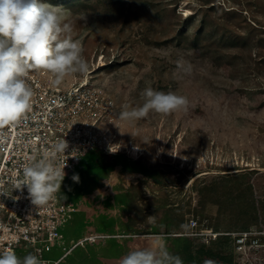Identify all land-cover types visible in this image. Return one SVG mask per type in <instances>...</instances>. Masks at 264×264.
Masks as SVG:
<instances>
[{
    "label": "rangeland",
    "instance_id": "374dc122",
    "mask_svg": "<svg viewBox=\"0 0 264 264\" xmlns=\"http://www.w3.org/2000/svg\"><path fill=\"white\" fill-rule=\"evenodd\" d=\"M42 2L67 10L88 73L98 70L88 87L104 98L97 124L103 151L136 148L133 155L158 170L155 180L137 185L139 249L160 239L183 264L231 263L230 235L264 226V0ZM177 61L191 71H178ZM88 73L52 84L66 89ZM146 87L176 92L188 106L119 120L124 105L143 103ZM236 173L246 176L222 179ZM249 182L257 187L252 195Z\"/></svg>",
    "mask_w": 264,
    "mask_h": 264
},
{
    "label": "clouds",
    "instance_id": "9594fccd",
    "mask_svg": "<svg viewBox=\"0 0 264 264\" xmlns=\"http://www.w3.org/2000/svg\"><path fill=\"white\" fill-rule=\"evenodd\" d=\"M66 11L42 0H0V129L27 119L34 96L26 79L30 70L50 73L54 85H59L67 75L88 73L90 66L83 45L73 38V25L67 21ZM177 70L188 73L191 65L177 61ZM141 96L142 104L123 106L119 120L135 123L146 119L150 113L169 115L185 110L189 103L176 92L158 91L152 87H146ZM144 142L149 143L147 139ZM68 148V141L61 138L52 145L50 153L45 152L39 159L33 158L23 167V178L16 182L15 189L23 192L26 188L28 199L37 209L57 198L67 175L64 169L68 158L80 156L71 154L78 152L76 149L68 152ZM158 151L163 153L165 149L161 147ZM64 156L66 161L58 159ZM71 179L78 183V174H73ZM0 195L7 194L0 192ZM0 264L44 262L34 253L20 257L14 251H5L0 253ZM120 264H183V261L168 250L163 240L157 239L142 249L129 251L121 257Z\"/></svg>",
    "mask_w": 264,
    "mask_h": 264
},
{
    "label": "built area",
    "instance_id": "2783aa9c",
    "mask_svg": "<svg viewBox=\"0 0 264 264\" xmlns=\"http://www.w3.org/2000/svg\"><path fill=\"white\" fill-rule=\"evenodd\" d=\"M26 79L34 91L27 119L0 129V192L7 194L0 195V253L14 251L23 256L34 253L49 264L43 260V254L61 245L60 228L75 207L58 194L37 209L28 199L27 189L16 190L15 184L23 178V167L33 158L50 153L52 145L61 138L69 143L68 152L76 149L78 152L71 154L80 155L68 160L66 156L58 157L67 160L64 169L67 175L80 166L89 152L103 151L105 138L97 124L106 108L102 95L89 85L59 89L35 70H30ZM230 236L234 264H264V226H251ZM100 238L103 236L84 241L95 242ZM82 243L83 240L77 242L73 248Z\"/></svg>",
    "mask_w": 264,
    "mask_h": 264
},
{
    "label": "crops",
    "instance_id": "0c3cea01",
    "mask_svg": "<svg viewBox=\"0 0 264 264\" xmlns=\"http://www.w3.org/2000/svg\"><path fill=\"white\" fill-rule=\"evenodd\" d=\"M73 174H78V183L71 179ZM157 174L145 158L128 152H89L61 184L59 196L75 210L60 228L61 245L43 254V260L49 264H120L121 257L139 249L134 240L140 229L134 220L137 185L143 179L155 180ZM93 236L103 238L84 241Z\"/></svg>",
    "mask_w": 264,
    "mask_h": 264
},
{
    "label": "bare ground",
    "instance_id": "6f19581e",
    "mask_svg": "<svg viewBox=\"0 0 264 264\" xmlns=\"http://www.w3.org/2000/svg\"><path fill=\"white\" fill-rule=\"evenodd\" d=\"M98 70L95 71H91L90 73H88V75L86 77H84L79 84H81L82 87L89 85V80L91 79L90 74L97 72ZM121 147H119L118 151H121ZM127 150L129 151V153L137 155L136 153H138L139 151L136 148L133 147H128ZM262 171H264L263 168H261ZM199 178V175L193 177L191 179V181H189L188 183L185 184V189H189L194 183L195 181Z\"/></svg>",
    "mask_w": 264,
    "mask_h": 264
},
{
    "label": "trees",
    "instance_id": "16d2710c",
    "mask_svg": "<svg viewBox=\"0 0 264 264\" xmlns=\"http://www.w3.org/2000/svg\"><path fill=\"white\" fill-rule=\"evenodd\" d=\"M245 176L246 175H238V173H236L234 176H232V177H223L222 179H227V180H229V179H231V178H233V179H235V180H237V179H239V178H245ZM253 188L255 189H257V187L254 185V183H251V182H249L248 184H247V192H249V193H251V195H252V192H253ZM255 200H253L252 199V202H254ZM178 241H180V239H175V242H176V244L178 243ZM228 261H230L231 263H228V264H232L233 263V258L230 256V259H227Z\"/></svg>",
    "mask_w": 264,
    "mask_h": 264
}]
</instances>
